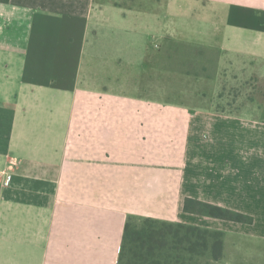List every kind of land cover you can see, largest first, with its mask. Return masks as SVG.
Masks as SVG:
<instances>
[{
    "label": "crops",
    "instance_id": "1",
    "mask_svg": "<svg viewBox=\"0 0 264 264\" xmlns=\"http://www.w3.org/2000/svg\"><path fill=\"white\" fill-rule=\"evenodd\" d=\"M115 3H0V264H119L130 218L212 229L186 198L248 208L238 143L264 122L139 90L167 38L220 50V70L264 63V0Z\"/></svg>",
    "mask_w": 264,
    "mask_h": 264
},
{
    "label": "rangeland",
    "instance_id": "2",
    "mask_svg": "<svg viewBox=\"0 0 264 264\" xmlns=\"http://www.w3.org/2000/svg\"><path fill=\"white\" fill-rule=\"evenodd\" d=\"M104 1L119 2L128 7L146 10H155L162 6L163 2V0H96V3ZM161 46L152 44L151 54L147 59L150 68L140 84L139 93L141 95L144 94L146 97L163 102L185 103L192 107H213L216 111L224 109L236 112L239 109V115L245 114L252 118L262 119L264 115V63L251 64L246 67L233 66L227 69L224 66V69L220 70L218 50L215 53L209 52V54L208 52L198 53L199 51L196 50L187 53L179 46L165 40ZM194 49L201 50L202 48ZM181 56L190 69L198 70L203 76L180 73L178 70L181 68L179 66ZM202 66L207 68L208 75L215 76L209 77L203 74L200 70ZM217 77L219 79L216 81ZM215 82L217 86L214 88ZM244 108L248 111L247 113L242 112ZM214 130L217 132L216 139L222 142L217 144L222 145L220 146L222 150L235 147L239 142L235 140L237 134L233 130L230 134L226 133L228 128L224 124ZM7 131H2L0 143H5ZM208 132H201L202 140H208ZM231 134L234 135L231 136ZM242 137L244 140L238 143V147L243 148L242 151L248 155L249 160L243 172V182L246 187L241 201L248 208L245 211L229 210L250 216L253 222L246 224L223 220L214 221V223L217 222L215 223L217 228H212V230L224 233V257L220 261L204 260L198 264H264V131L248 125L242 129ZM201 146L206 147L207 143L202 142ZM214 149L215 152L220 151L219 148ZM205 151H208V148ZM139 222L135 219L133 223L138 224Z\"/></svg>",
    "mask_w": 264,
    "mask_h": 264
},
{
    "label": "trees",
    "instance_id": "3",
    "mask_svg": "<svg viewBox=\"0 0 264 264\" xmlns=\"http://www.w3.org/2000/svg\"><path fill=\"white\" fill-rule=\"evenodd\" d=\"M9 2L10 0H0V3L3 4ZM100 3H106V1ZM115 5L122 4L117 2ZM165 41L179 46L187 53L194 50L199 51L198 53L208 52V54L209 52H216V49L182 43L171 38H167ZM219 53L220 50L217 52L218 56ZM181 57L179 64L181 68L178 70L180 73L203 76L199 74L201 72L198 70L190 69L188 64L185 61L183 62V56ZM215 67L217 70L218 62ZM200 70L203 71V74H207L206 67L202 66ZM207 76L213 77L215 75L210 76L207 74ZM250 100L252 101L251 97ZM239 111V109L236 112L217 109L216 112L238 115ZM261 121L264 122V115ZM183 210L188 214L223 221L246 224L253 222V218L250 216L191 198L185 199ZM135 219L138 218H130L126 224L119 264H198V262L204 260L220 261L224 257V233L222 231L151 218L138 219L140 222L134 224Z\"/></svg>",
    "mask_w": 264,
    "mask_h": 264
},
{
    "label": "built area",
    "instance_id": "4",
    "mask_svg": "<svg viewBox=\"0 0 264 264\" xmlns=\"http://www.w3.org/2000/svg\"><path fill=\"white\" fill-rule=\"evenodd\" d=\"M15 163H13V165H14ZM9 180L10 179H6V181H5V185H7V184H9Z\"/></svg>",
    "mask_w": 264,
    "mask_h": 264
}]
</instances>
